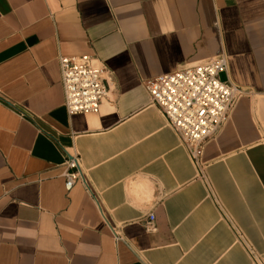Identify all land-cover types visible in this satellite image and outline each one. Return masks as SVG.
Instances as JSON below:
<instances>
[{"label": "crops", "instance_id": "0c3cea01", "mask_svg": "<svg viewBox=\"0 0 264 264\" xmlns=\"http://www.w3.org/2000/svg\"><path fill=\"white\" fill-rule=\"evenodd\" d=\"M85 56L109 90L70 116ZM219 56L246 95L198 170L143 83ZM0 264H264V0H0Z\"/></svg>", "mask_w": 264, "mask_h": 264}, {"label": "built area", "instance_id": "2783aa9c", "mask_svg": "<svg viewBox=\"0 0 264 264\" xmlns=\"http://www.w3.org/2000/svg\"><path fill=\"white\" fill-rule=\"evenodd\" d=\"M65 94V107L70 116L93 114L108 94L106 68L97 66L93 57L59 59ZM228 70V60L219 56L188 64L175 72L145 80L149 105L164 117L166 125L178 137L195 166H203L206 144L216 138L228 123L231 113L246 92L221 80ZM65 188L70 192L82 179L79 159L66 161ZM155 216L149 215L146 227L153 230Z\"/></svg>", "mask_w": 264, "mask_h": 264}]
</instances>
